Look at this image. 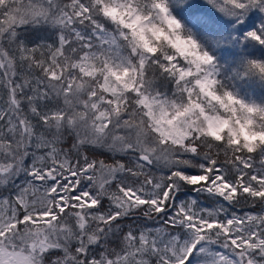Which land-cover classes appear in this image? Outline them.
I'll return each instance as SVG.
<instances>
[{"label": "snow or ice", "instance_id": "snow-or-ice-1", "mask_svg": "<svg viewBox=\"0 0 264 264\" xmlns=\"http://www.w3.org/2000/svg\"><path fill=\"white\" fill-rule=\"evenodd\" d=\"M188 2L0 0V264H264V59L214 54L264 23L205 43Z\"/></svg>", "mask_w": 264, "mask_h": 264}, {"label": "trees", "instance_id": "trees-1", "mask_svg": "<svg viewBox=\"0 0 264 264\" xmlns=\"http://www.w3.org/2000/svg\"><path fill=\"white\" fill-rule=\"evenodd\" d=\"M174 15L184 23L191 24L193 16H202L210 20V25L205 26L198 30L199 36L202 41L207 43L206 37L214 39L227 38L229 36L235 38L239 35L238 29L243 32L252 31L264 23V13L253 11L249 14L248 18L244 20L243 26L236 23L230 17L220 13L215 8L207 3V0H189L186 6H181L179 9H173ZM196 29H194L195 31ZM248 42L241 38V44L222 43L215 50L222 71L225 78H231L237 69V57L241 52H246L251 58L264 59V47L255 46V44H248L244 48V44ZM239 88L245 95H250L257 99L264 97V86L256 81H239ZM208 203L207 201H204Z\"/></svg>", "mask_w": 264, "mask_h": 264}, {"label": "rangeland", "instance_id": "rangeland-1", "mask_svg": "<svg viewBox=\"0 0 264 264\" xmlns=\"http://www.w3.org/2000/svg\"><path fill=\"white\" fill-rule=\"evenodd\" d=\"M203 203L207 206V203H205L204 201H203Z\"/></svg>", "mask_w": 264, "mask_h": 264}]
</instances>
